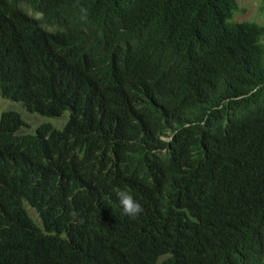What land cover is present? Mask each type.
<instances>
[{
    "label": "trees",
    "instance_id": "trees-1",
    "mask_svg": "<svg viewBox=\"0 0 264 264\" xmlns=\"http://www.w3.org/2000/svg\"><path fill=\"white\" fill-rule=\"evenodd\" d=\"M238 12L0 0L1 97L69 115L0 114V264H264V24Z\"/></svg>",
    "mask_w": 264,
    "mask_h": 264
},
{
    "label": "rangeland",
    "instance_id": "rangeland-1",
    "mask_svg": "<svg viewBox=\"0 0 264 264\" xmlns=\"http://www.w3.org/2000/svg\"><path fill=\"white\" fill-rule=\"evenodd\" d=\"M238 4L239 12L235 16L236 21H251L264 24V5L261 0H238ZM7 111H17L22 114L26 125L22 127L19 134H34L42 124H51L56 129L62 130L66 126L69 118L68 114L54 119L31 115L26 113V110L20 104L5 100L0 95V114ZM30 213L40 224V220L37 218L35 212L31 210Z\"/></svg>",
    "mask_w": 264,
    "mask_h": 264
},
{
    "label": "clouds",
    "instance_id": "clouds-1",
    "mask_svg": "<svg viewBox=\"0 0 264 264\" xmlns=\"http://www.w3.org/2000/svg\"><path fill=\"white\" fill-rule=\"evenodd\" d=\"M24 9H25L26 13H29L30 15H32L36 18H40V15H37V13L30 10L29 7H24ZM11 102H13V101H11ZM13 103L20 104L25 109V107L21 103H18V102H13ZM25 112L28 113L27 110ZM28 114H31V113H28ZM31 115H37V114H31ZM116 198L118 201V205L120 208L121 215L128 217L131 220H136L140 215H142V213H143L142 204L137 199H135L134 196L132 194H130L128 191L121 190V191L117 192Z\"/></svg>",
    "mask_w": 264,
    "mask_h": 264
}]
</instances>
